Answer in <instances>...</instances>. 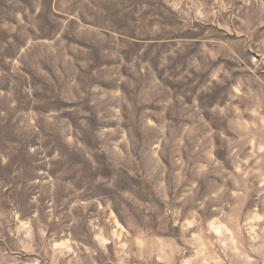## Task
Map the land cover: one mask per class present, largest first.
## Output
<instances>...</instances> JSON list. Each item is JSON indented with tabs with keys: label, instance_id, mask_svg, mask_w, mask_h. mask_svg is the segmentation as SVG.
<instances>
[{
	"label": "rangeland",
	"instance_id": "obj_1",
	"mask_svg": "<svg viewBox=\"0 0 264 264\" xmlns=\"http://www.w3.org/2000/svg\"><path fill=\"white\" fill-rule=\"evenodd\" d=\"M0 264H264V0H0Z\"/></svg>",
	"mask_w": 264,
	"mask_h": 264
}]
</instances>
